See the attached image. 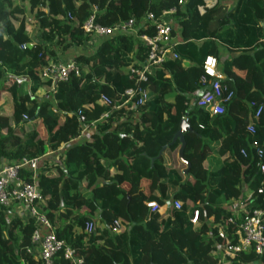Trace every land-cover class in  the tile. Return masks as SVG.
Here are the masks:
<instances>
[{
	"label": "trees",
	"instance_id": "1",
	"mask_svg": "<svg viewBox=\"0 0 264 264\" xmlns=\"http://www.w3.org/2000/svg\"><path fill=\"white\" fill-rule=\"evenodd\" d=\"M24 1L38 40L32 37ZM205 1L0 0V168L41 157L35 182L43 201L36 208L79 264H220L219 229L224 227L237 243L245 213L264 209V194L257 193L263 176L253 147L264 148V0H238L232 9L217 0L204 10ZM171 8L180 30L174 48L178 57L149 70L141 84L147 90L143 105L125 102L124 91L135 85L129 66L146 58L138 36L153 33L150 25L141 24L148 13L159 18ZM91 16L105 27L133 19L138 31L110 35L91 54L74 56L80 76L71 74L55 84L42 77L40 68L57 62L60 51L89 44L92 34L83 24ZM260 22L263 27H256ZM171 31L174 36L176 30ZM218 42L234 55L222 59ZM22 44L27 47L21 49ZM207 55L217 58L222 85L232 92L219 115L195 102L204 88L200 79ZM16 76L29 78L28 92L17 95ZM52 86L54 93L39 92ZM171 92L175 95L168 97ZM101 94L116 107L103 104ZM106 111L109 117L88 139L72 142L83 134V125ZM182 118L193 129L184 133L186 174L178 157L180 142L171 143ZM249 124L253 134L246 130ZM61 145L67 146L60 162L49 161L45 155ZM20 178L33 180L26 168ZM173 198L181 200L182 209L165 216L147 206ZM238 199L246 205L235 212ZM9 208L0 205V264H39L27 252L35 218H10ZM195 209L199 223L193 227L189 218ZM89 221L91 232L85 230ZM53 264L75 263L60 250ZM229 264H264V254L245 250Z\"/></svg>",
	"mask_w": 264,
	"mask_h": 264
},
{
	"label": "built area",
	"instance_id": "2",
	"mask_svg": "<svg viewBox=\"0 0 264 264\" xmlns=\"http://www.w3.org/2000/svg\"><path fill=\"white\" fill-rule=\"evenodd\" d=\"M175 8L165 10L162 12V16L157 18L152 13H148L143 20L141 26L150 25L153 28L152 34H141L139 39L146 46V58L141 64L129 66V78L134 79V86L126 89L124 94L127 96L125 102L134 100V104L139 106L143 105L147 101V90L142 87V82L147 79V73L154 66H159L166 60L175 59L178 54L174 51L177 45V40L172 35V26L167 22L166 16L173 14ZM83 28L86 32H90L94 37L105 38L110 35L121 33L136 34L138 27L135 26L133 19H128L123 22H119L112 27L100 26L94 22V17H89L83 24ZM264 43V38L261 39ZM26 44L21 45V49H25ZM202 76L201 83L204 88L200 92V95L195 99L196 105L207 110L211 115H219L224 112V105L232 97V92L222 85V73L218 68V60L213 55H207L202 62ZM81 66L74 61H57L47 63L40 68V75L46 79H50L55 84L58 81H65L71 74L80 76ZM100 101L107 105L112 106V101L109 96L105 94L100 95ZM125 105V104H124ZM258 108L255 112V116H258L260 112ZM110 112L106 111L99 119L93 121L88 126H95L100 121L107 119ZM25 117V116H24ZM83 116H80V120ZM88 126L83 125L82 129L85 130ZM82 130V131H83ZM246 130L253 134L255 127L253 124H249ZM253 147L256 149L257 168L263 179L257 187L258 194H264V148L259 143H253ZM244 153V151L242 150ZM42 165L41 157L26 159L23 158L14 163H3L0 168V205L10 207L11 205L19 204L24 209L25 217H34L37 226L35 227L32 236V245L27 248L28 253H34L38 259L39 264H53V255L63 250V256L66 259L72 260L75 264H79L81 260L74 258V250L65 245L63 240L57 239L53 232V228L49 220L36 208V202L43 201L41 192L36 185V178L40 167ZM26 168L31 172L33 180L25 181L20 178V170ZM15 203V204H14ZM235 207L232 208L235 212L240 209H244L246 203H243L240 199L235 200ZM172 210H181L182 202L178 198L171 199L170 202ZM151 212H158L160 205L156 201H150L147 203ZM193 227L199 223V211L195 209L189 218ZM228 223L225 222V225ZM94 223L92 221L86 222L85 230L91 232L93 230ZM221 227L218 231V236L223 240L220 250L222 251L220 264H229L232 257L238 255V253L251 250L256 255L260 256L264 254V209L256 208L251 212H246L243 220L238 225L236 231L237 243H232L224 230ZM45 229V233L42 230ZM118 225L113 223V230H117ZM226 260V262H224Z\"/></svg>",
	"mask_w": 264,
	"mask_h": 264
},
{
	"label": "crops",
	"instance_id": "3",
	"mask_svg": "<svg viewBox=\"0 0 264 264\" xmlns=\"http://www.w3.org/2000/svg\"><path fill=\"white\" fill-rule=\"evenodd\" d=\"M216 1L217 0H206L205 1V3H204V10H205V8H210V7H212L215 3H216ZM237 1L238 0H225V1H223L222 3H224V5L227 7V9H232L233 7H235L236 6V4H237ZM170 15H172V14H169V15H167L166 16V20H167V22L176 30V34L174 35V37H175V39L178 41V43L181 41V37H180V35H179V32H180V30H179V26H178V23H177V21L175 20V19H173L172 17H170ZM256 27H263V23L262 22H260L259 24H256ZM31 32H32V37L34 38V40H38V37H36V35H37V33H36V35H35V33H33V31L31 30ZM103 39L102 38H99V37H94L93 35H92V37H91V40L89 41V44L88 45H86V47L87 46H89V45H91V44H93V45H91V46H93V50L92 51H90V52H86V53H84V52H82L81 51V48H78V47H74V46H71L70 48H68L67 50H65V51H60L59 53H58V58H59V60L58 61H69V60H72L73 58H74V56H76L77 54H81V53H84V54H91L95 49H96V47L99 45V43L102 41ZM198 44H200V42H198ZM218 44V49H220L219 50V55L220 56H222V57H224V59L228 56V55H231V56H233L234 55V53H230L229 54V52H225V51H227V50H224V48L222 49V46L220 45V42H218L217 43ZM221 46V47H220ZM84 47L85 46H83V48L82 49H84ZM80 50V51H79ZM225 54V56H223ZM49 63H52V61H49ZM24 80L27 82V86H28V88H29V84H30V80H29V78H24ZM28 88H27V90H28ZM45 91H47V92H49V94L53 91V93H54V91L55 90H53V86L52 87H46V88H44L43 90H41V91H39V92H41V93H44ZM175 95V93L174 92H171V93H169L168 94V97H173ZM46 97V96H45ZM133 116H135V117H137V114H134ZM96 125L95 126H88L85 130H84V132H83V134L81 135V137H79V138H76L75 140H73L72 142L73 143H75V142H77V141H79V140H86V139H88L89 138V136L93 133V132H95L96 131ZM71 144V143H70ZM65 146H67V145H61L60 147H58L57 148V150H55V151H49L46 155H45V157L49 160V161H53V163H56V162H60V157H61V155H62V153H63V151H64V147ZM179 157V156H178ZM170 202H171V199L169 200V201H166L164 204H159L160 205V209H159V211H158V214H160L161 216L163 215V216H165V215H167L168 214V211H170L171 210V205H170ZM168 203H169V208H170V210L168 209ZM15 204V203H14ZM235 205H236V203H233V206L235 207ZM9 208V207H8ZM24 209L22 208V207H20V205L19 204H15V205H11L10 206V208L9 209H5V213H6V215L8 216V217H15V216H17V217H21V218H25V216H24ZM45 229H43L42 230V232L43 233H45ZM36 256V255H35Z\"/></svg>",
	"mask_w": 264,
	"mask_h": 264
},
{
	"label": "rangeland",
	"instance_id": "4",
	"mask_svg": "<svg viewBox=\"0 0 264 264\" xmlns=\"http://www.w3.org/2000/svg\"><path fill=\"white\" fill-rule=\"evenodd\" d=\"M21 5L23 6V9H24V12H25V15L28 17V21H29V25H30V29L33 31V33H35V35H36V33H38V30H37V27L36 26H34L33 25V16L30 14V11H29V3L27 2V1H24V2H21ZM38 35V34H37ZM37 35H36V37H37ZM91 45H93V44H91ZM91 45H89V46H85L84 47V49H81V51L82 52H84V53H86V52H90V51H92L93 50V46H91ZM80 51V50H79ZM225 52H228V51H225ZM223 56H225V54L223 55ZM222 57V56H221ZM222 59H224V57H222ZM16 80H17V82H18V84H19V89H20V91H18V94L17 95H19V94H23V93H25V92H28L29 91V88H28V86H27V82L24 80V78H28V77H25V76H19V77H14ZM11 82V81H10ZM27 88H28V90H27ZM44 95V94H43ZM42 95V97H45V96H43ZM14 96V98L15 97H17V96H15V95H13ZM41 97V98H42ZM0 103H1V101H0ZM170 206H169V203H168V209L170 210V208H169Z\"/></svg>",
	"mask_w": 264,
	"mask_h": 264
},
{
	"label": "water",
	"instance_id": "5",
	"mask_svg": "<svg viewBox=\"0 0 264 264\" xmlns=\"http://www.w3.org/2000/svg\"><path fill=\"white\" fill-rule=\"evenodd\" d=\"M187 131H193L192 127L189 125V123L187 122V120L185 118H182L180 123H179V129L177 130V132L174 134L173 139L171 141V143H174L175 141H179L180 142V147L178 150V156L179 159L186 164V168L183 170V172L186 174L188 173V169H189V162L185 161L184 157H183V151L186 145V141L184 139V133ZM165 147H163L162 150H164Z\"/></svg>",
	"mask_w": 264,
	"mask_h": 264
}]
</instances>
